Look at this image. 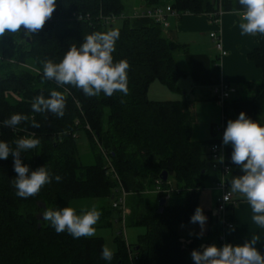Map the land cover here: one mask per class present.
<instances>
[{"label":"trees","instance_id":"obj_1","mask_svg":"<svg viewBox=\"0 0 264 264\" xmlns=\"http://www.w3.org/2000/svg\"><path fill=\"white\" fill-rule=\"evenodd\" d=\"M143 3L149 10L169 6L178 16L208 15L218 10V0ZM123 15L121 0H57L54 13L41 30L4 37V47L0 49V122L14 113L28 116L15 128L33 131L41 144L34 162L33 151L21 154L22 162L28 164L30 171L46 165L50 175L59 176L60 180L45 185L35 196L22 199L15 195L13 187L16 173L12 157L0 160V264H109L100 258L104 247L101 238L73 239L66 232L57 234L47 221L38 219L45 210L40 206L43 203L47 209H57L69 207L73 200H110L114 196L116 180L106 174L97 148L107 153L123 190L137 195L132 226L145 230L135 244L127 245L115 238L117 250L110 264H193L192 249L221 245V225L210 224L206 238L184 239L177 234L179 226L196 225L189 223V217L199 206V194L206 185L216 182L212 179L209 155L191 137L190 102H154L147 97L154 82L177 91V82L183 76L173 59L177 46L154 21L148 27L133 28ZM112 17L121 21L120 27H114L116 20H107ZM113 29L119 31L114 61L124 59L129 65L127 95L114 92L112 96L85 97L72 86L61 87L43 79L44 60L59 62L69 47L79 46L83 36ZM259 41L249 54L250 61L262 71L252 98L255 118L264 117V37L259 36ZM20 64L33 66L40 74ZM53 89L65 96L64 116L33 113V98L40 94L47 97ZM32 120L40 127H31ZM85 127L93 143L95 161L91 165L78 163L77 144L72 138ZM63 131L68 134L59 142L55 135ZM20 137L23 135L11 133L7 127L0 128V139L11 147ZM162 172L167 173L166 181L161 179ZM169 176L176 183L174 188L167 183ZM156 180L158 190L147 204L140 195L146 181L156 188ZM168 193L180 196L179 202L172 204L169 200L158 213V203ZM229 231L226 243H232Z\"/></svg>","mask_w":264,"mask_h":264},{"label":"clouds","instance_id":"obj_2","mask_svg":"<svg viewBox=\"0 0 264 264\" xmlns=\"http://www.w3.org/2000/svg\"><path fill=\"white\" fill-rule=\"evenodd\" d=\"M242 6L240 34L260 35L264 37V0H237ZM57 7V0H0V37L23 31L36 33L48 20ZM118 30L92 32L82 37L79 46L68 48L59 62L44 60L42 77L52 80L58 86L69 85L81 90L85 97L112 96L114 92L128 93V62L124 59L114 61ZM66 102L61 91L50 90L48 96L37 95L31 102L33 113H51L57 118L64 116ZM29 117L14 113L0 122V128H15ZM31 127L40 124L31 121ZM41 141L31 135L17 138L14 147L0 139V160L12 157L13 171L16 173L13 187L15 195L22 199L35 196L42 188L59 181V176H52L46 165L34 170L23 163L21 154L37 149ZM222 145H230V161L239 167L241 175H233L228 182L231 193L240 194L251 210V220L260 229H264V120L256 121L245 112L238 113L235 119H228L222 133ZM220 161L223 162L221 156ZM101 212L96 208L77 214L72 207L47 209L40 213L59 234L66 232L73 239L93 237L95 225ZM208 217L202 207L197 206L189 217L190 224L199 226L197 238L203 235ZM193 235V233H189ZM257 236H250L242 244L223 243L220 246L210 244L202 250L190 252L193 264H264V253L256 248ZM114 252L102 247L100 258L106 262L113 260Z\"/></svg>","mask_w":264,"mask_h":264},{"label":"crops","instance_id":"obj_3","mask_svg":"<svg viewBox=\"0 0 264 264\" xmlns=\"http://www.w3.org/2000/svg\"><path fill=\"white\" fill-rule=\"evenodd\" d=\"M121 4L124 8L123 18H126L133 28L148 27L152 23L145 15L150 8L143 0H121ZM218 10L216 26L211 23L207 14L186 13L178 17L167 14L168 25L162 28L163 34L177 46L173 59L183 73L177 82V91H173L181 99L172 101L190 102L193 119L191 137L203 146L205 154H208L210 144L218 136L216 128H225L226 121L235 119L239 112H245L256 121L264 120V117L255 118L252 102L255 86L262 79V71L249 59V54L259 46L260 35L240 34L238 24L243 9L237 0H218ZM211 32H215L220 38L226 52L223 57L218 55L209 37ZM222 83L235 88L236 93L221 106L215 101L211 90ZM230 153V145H223V161L230 168L228 182L233 175L242 174L239 167L231 163ZM211 175L215 180L217 173L213 172ZM214 185V181L206 185L198 198L199 206L208 217L207 226H220L212 215L219 197ZM150 193L155 195L154 190ZM232 195L234 206L229 220L233 228L228 232L232 244H242L245 239L255 235L260 239L255 246L264 253V229L252 222L250 207L243 197L240 194ZM179 199L180 196L168 193L165 200L166 204L169 200L175 204Z\"/></svg>","mask_w":264,"mask_h":264},{"label":"rangeland","instance_id":"obj_4","mask_svg":"<svg viewBox=\"0 0 264 264\" xmlns=\"http://www.w3.org/2000/svg\"><path fill=\"white\" fill-rule=\"evenodd\" d=\"M164 3L170 4V0H163ZM164 9V8H162ZM121 21L116 20L114 22V27H120ZM10 35L5 34V36L0 37V49L2 46L4 47V37L7 39ZM8 43H6L7 45ZM21 67L31 69L36 74H40L39 71H37L33 66L30 67L28 64H20ZM147 97L150 101L154 102H161V101H172L176 98L181 99L179 96H177L173 91H170L165 86L161 85L158 82L152 83L148 90H147ZM79 119L75 120V123L78 122ZM106 115L103 116V123H105ZM76 125V124H75ZM86 128V127H85ZM11 133H14L18 136L23 135V137L26 136H33L35 137V133L32 131L23 132L22 129L19 128H7ZM86 130V131H85ZM85 130H79L76 132V134H72V138L75 139V142L77 144V153L79 160L78 163H82L83 165H91L94 163V151L92 149V140L90 137H88V131ZM64 134H68L63 132H58L57 135V141L62 142V136ZM100 156L103 158L104 161V168L107 166V163L109 162L107 159V153L105 151H102V149H98ZM34 153L32 155V161H35V156L38 155V152H36V149L32 150ZM39 158V157H38ZM108 161V162H107ZM111 163V162H110ZM113 169V168H112ZM114 170V169H113ZM115 172V170H114ZM112 173V172H111ZM117 175V174H116ZM118 177V176H117ZM172 188L175 187V181L171 176L168 178L167 182ZM118 187L115 189H119V183L117 181L114 182ZM155 185V184H154ZM112 190V194L115 196V198H118L120 196L119 192H116ZM155 191V188L151 186V184L146 181L145 189L142 191L143 200L145 203L149 204L154 198V193H150V191ZM204 193H202L203 195ZM202 197V196H201ZM205 198V197H202ZM137 195L133 193H129L126 197V203H125V235H120L119 233L122 231L123 233V226L121 221V214L118 212V210H115L111 206V200L106 199H80V200H73L71 201L69 207H72L76 210L77 214H80L81 211H87L91 208H96L101 212L100 218L95 225L96 233L93 237L88 238H101L103 240V246L108 247L113 250L115 253L117 250V243L115 238H120V240L125 241L127 245L135 244L138 241V238L142 236L145 233L144 228L142 227H135L132 226L133 218L135 216V213L137 211V205H136ZM142 200V198H141ZM44 204V203H43ZM45 206V205H44ZM213 210H215V206L213 207ZM212 210V211H213ZM200 228L198 225L193 226H179L177 228V234L184 238V239H190L193 237H196L195 233L199 232ZM193 233V235H189V233ZM208 236V226L207 223L205 225V230L203 232L202 238H206ZM216 245V244H215ZM218 246V245H217ZM133 256V253H131Z\"/></svg>","mask_w":264,"mask_h":264},{"label":"built area","instance_id":"obj_5","mask_svg":"<svg viewBox=\"0 0 264 264\" xmlns=\"http://www.w3.org/2000/svg\"><path fill=\"white\" fill-rule=\"evenodd\" d=\"M170 14L172 16H178V14L173 11L169 6H167L165 9L162 8H155L153 10H148L145 12V15L150 18L152 21H154L156 24L160 25L162 28L167 27L166 23V15ZM218 15L219 10L217 12H211L208 14V17L213 25L216 26L218 21ZM108 21H115L116 17L108 18ZM210 39L212 40L214 47L216 51L218 52V55L220 57H223L226 52L222 47L221 41L219 36L215 32H211L209 34ZM215 101L219 105H223L226 100H228L231 96H233L236 93L235 88L230 87L228 84L222 83L211 90ZM86 129H88L86 127ZM224 127H217V138L212 141L208 148V155L209 159L211 161V169L217 173L216 182L214 185V189L218 191L219 197L216 200L215 204V210H213L212 215L218 220L222 227V233L219 235L218 241L220 244L226 243V233L229 230H232L233 224L230 222V212L233 209L234 201H233V195L228 191L229 185H228V174L230 172V168L223 162L220 161V157L222 156V148L223 145L221 144L222 139V133H223ZM108 160V159H107ZM109 161V160H108ZM107 161V162H108ZM109 168V169H106ZM105 168V172L107 175L111 176L112 179L116 180L119 183V189H115L116 192L120 193V196L118 198H115V196H112L111 199V206L113 209L118 210V212L121 214V221L123 226V233L122 231L119 233L120 235H125V200L126 196L128 195L127 192L123 190L120 184V180L117 177L116 173L112 169L110 161L107 163V166ZM112 172V173H111ZM156 184V190H158L159 187V181H155ZM170 192V191H167Z\"/></svg>","mask_w":264,"mask_h":264},{"label":"water","instance_id":"obj_6","mask_svg":"<svg viewBox=\"0 0 264 264\" xmlns=\"http://www.w3.org/2000/svg\"><path fill=\"white\" fill-rule=\"evenodd\" d=\"M161 179H162V181H166V180H167V173H166V172H162V173H161ZM165 204H166V200H165V199H161V200L159 201V203H158V213H162V211H163V207H164ZM40 206H41L43 209H45V207H44L43 204H41ZM38 219H39V220H42L40 216H39Z\"/></svg>","mask_w":264,"mask_h":264}]
</instances>
